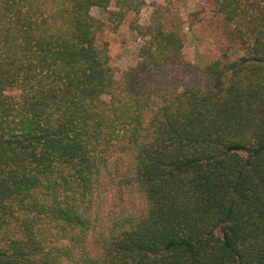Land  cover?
Returning a JSON list of instances; mask_svg holds the SVG:
<instances>
[{
    "label": "trees",
    "instance_id": "16d2710c",
    "mask_svg": "<svg viewBox=\"0 0 264 264\" xmlns=\"http://www.w3.org/2000/svg\"><path fill=\"white\" fill-rule=\"evenodd\" d=\"M208 1L244 56L156 2L118 77L91 11L145 0H0V264H264V0Z\"/></svg>",
    "mask_w": 264,
    "mask_h": 264
},
{
    "label": "rangeland",
    "instance_id": "374dc122",
    "mask_svg": "<svg viewBox=\"0 0 264 264\" xmlns=\"http://www.w3.org/2000/svg\"><path fill=\"white\" fill-rule=\"evenodd\" d=\"M156 2L169 3L174 10L180 11L187 36L185 52L194 64L204 67L219 59L235 60L245 55V20L228 24L215 12L213 1L145 0V6L139 15H129L118 30H114L109 24L108 12L93 8L92 15L105 22L100 42L109 44L111 64L115 67L118 77L123 70L137 64L144 40L132 26H147L152 19ZM253 2L251 0V4ZM247 11L243 18L251 16L252 7L247 8Z\"/></svg>",
    "mask_w": 264,
    "mask_h": 264
}]
</instances>
